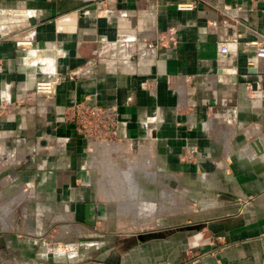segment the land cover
<instances>
[{"label":"crops","instance_id":"0c3cea01","mask_svg":"<svg viewBox=\"0 0 264 264\" xmlns=\"http://www.w3.org/2000/svg\"><path fill=\"white\" fill-rule=\"evenodd\" d=\"M260 39L264 0H0V108L10 105L0 110V264H264V153L252 147L264 148V60L250 73L245 47ZM49 79L55 97L36 99ZM87 98L124 123L121 195L105 191L120 185L103 176L109 154L94 162L67 120ZM144 163L157 190L143 194ZM133 185L140 198L182 195L200 213L140 242L153 234L149 216L131 221L129 205L116 220L104 203L135 198Z\"/></svg>","mask_w":264,"mask_h":264},{"label":"built area","instance_id":"2783aa9c","mask_svg":"<svg viewBox=\"0 0 264 264\" xmlns=\"http://www.w3.org/2000/svg\"><path fill=\"white\" fill-rule=\"evenodd\" d=\"M185 10H192V6H185L181 7ZM11 15V14H10ZM167 40L164 38H159L156 43H148L149 48L160 47L163 42ZM238 38H234L231 41H225L220 47V54L223 56L228 55L231 44H238ZM18 46H22L24 50L28 51L33 47V42H19ZM246 49H249L253 52V55L249 59V66L250 68H258V65L261 60H264V39H260L256 42H246L245 43ZM223 74H227V77L231 75L229 71H223ZM77 76V74H75ZM225 78L219 77V82L222 83ZM57 80L56 79H49V80H42L37 83L35 93L33 94L34 97L38 100H50L53 99L56 95V88H57ZM174 81H170V86L173 87ZM145 89H149L154 91L155 85L154 83H143ZM247 89L253 90V84H248ZM10 106V105H8ZM8 106H2L0 110L6 113L9 110ZM67 115V120L74 126L76 133L87 143L88 148H92L91 151L92 160L97 162L103 154L107 155V157L112 160V166H117L120 163L119 160L124 159V154L121 153L118 148V144L122 141L120 138L119 132L121 126L124 124L120 117V112L117 107L114 106H102L99 105L95 100L87 98L83 101L74 103L70 108ZM103 145V146H102ZM105 147V151L103 150ZM100 151L103 153L100 155ZM121 153V158L116 156L118 153ZM112 154V156H111ZM117 157V158H116ZM116 158V159H114ZM192 156L188 157L187 159L190 160ZM119 159V160H118ZM115 163V164H114ZM148 174V173H147ZM130 177V173L126 178ZM147 181V182H146ZM158 181V180H157ZM140 183H146L147 189H143V194L145 190L150 191L152 188L157 190V187L151 183L146 178V176L141 177L138 179ZM151 188V189H150ZM150 189V190H149ZM152 189V190H153ZM147 192V191H146ZM148 193V192H147ZM74 247V245H73ZM71 250V248H69Z\"/></svg>","mask_w":264,"mask_h":264},{"label":"rangeland","instance_id":"374dc122","mask_svg":"<svg viewBox=\"0 0 264 264\" xmlns=\"http://www.w3.org/2000/svg\"><path fill=\"white\" fill-rule=\"evenodd\" d=\"M9 14H12V13L10 12ZM24 147L25 146H22L21 150L25 149ZM104 149H105V147H103V150ZM23 153H26V152H21V154L19 156L23 157L24 156ZM102 153L103 152L100 151V155ZM111 156H112V154H111ZM116 156L121 158L120 151H119L118 155L116 154ZM116 158H114V159H116ZM100 159H103V158H100ZM109 160H111L109 162V165H113V164H111L113 159H109ZM109 160H105V158H104L101 161V165H103L102 170H103V172H105L104 175L103 174H101V175L113 177V178L120 180V185H119V183H117V185L115 184L114 188H110V186H107L105 188V191H114L113 193H116V196H117V194L124 192L125 189L127 190V186L124 184V179L128 175L129 168L123 167L124 162L121 159L122 163L120 162L121 164L119 163V164H117V166H113V168H115V169H113V172H111L107 169L108 168L107 162ZM120 165H122V166H120ZM144 165H145V168H143V171L136 170L137 171L136 172L137 173V175H136L137 179H138V177L140 178L139 173L142 175V177L146 176L147 173L150 175L157 176V173L156 172L152 173V170L148 168L147 164L144 163ZM137 169H139V167ZM133 186L134 187H132V188H134V190L132 192L134 194H137V196L135 198L130 199V200H126L125 198H123L121 201L107 200V202L106 201L104 202V203H107L106 204L107 209L112 210L113 216H115L114 218L116 220L122 219V216L120 215V213L121 212L123 213L125 211L123 209L124 207L126 208L127 206L130 205L132 207L131 209H129V212H130L129 217H131L130 218L131 221L136 220L139 222V220L142 218L141 215L145 214V216H149V219L146 220V224H147L146 229H148L147 231H149L151 233L158 232V231H162V232L166 233L168 231H171L172 229L175 230V229L180 228V227H187L188 225H192L195 222L193 219L197 218V217L194 218V215L197 216V215H199L198 213H200L198 210V207L200 205L198 203H196L195 205H190L188 207L187 206V200L184 197H182V195L179 196V201L177 199L172 200L170 194H169V198H167V192H165L166 194L164 195L163 198H159V199H155L152 196L140 198L139 191L142 190L141 186L138 185L137 188L135 185H133ZM170 189L172 190L171 187H169V190ZM119 191H120V193H118ZM162 191H164V190H162ZM198 199H199V197H198ZM144 200L145 201L149 200V202L152 200H156L155 201L156 205L152 206L151 207L152 209L147 208L145 210V208H144V210H142L141 208H138V205L143 203ZM145 211L147 213H145ZM127 212H125V213L127 214ZM127 219H128V217H127ZM167 220H168V222L170 220H173L176 223L171 224V225H164V226L160 225L161 224L160 221H167ZM164 224H165V222H164ZM147 231H144V232H147ZM88 241H90V238H88V237L85 238L84 240H82V242H88Z\"/></svg>","mask_w":264,"mask_h":264},{"label":"water","instance_id":"95a60500","mask_svg":"<svg viewBox=\"0 0 264 264\" xmlns=\"http://www.w3.org/2000/svg\"><path fill=\"white\" fill-rule=\"evenodd\" d=\"M32 23H34V20H32ZM252 74L256 75L258 74V70L253 68L251 69V72ZM255 90H257V85H254L253 87ZM42 145H45V143H41ZM252 147L254 148V150L256 151V153L259 155L263 154L264 153V148L261 144V142L259 140H256L252 143ZM165 237V233H153V234H150V235H146V236H140L138 238V240L140 242H146V241H150V240H153V239H161Z\"/></svg>","mask_w":264,"mask_h":264},{"label":"bare ground","instance_id":"6f19581e","mask_svg":"<svg viewBox=\"0 0 264 264\" xmlns=\"http://www.w3.org/2000/svg\"><path fill=\"white\" fill-rule=\"evenodd\" d=\"M147 182V181H146ZM151 189V188H150ZM44 246V245H43Z\"/></svg>","mask_w":264,"mask_h":264}]
</instances>
